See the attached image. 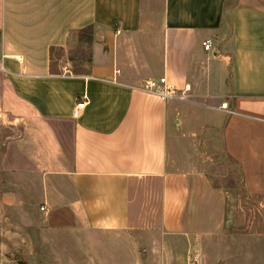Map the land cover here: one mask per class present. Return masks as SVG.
I'll use <instances>...</instances> for the list:
<instances>
[{
	"label": "crops",
	"instance_id": "crops-1",
	"mask_svg": "<svg viewBox=\"0 0 264 264\" xmlns=\"http://www.w3.org/2000/svg\"><path fill=\"white\" fill-rule=\"evenodd\" d=\"M227 1L0 0V110L19 134L2 165L12 167L11 195L25 197L42 227L87 248L98 234H124L133 186L149 180L159 184L160 224L129 264H204L212 255L264 264V234L229 223L223 188L198 168L170 169L178 99L145 89L164 76L177 89L191 83V102L221 112L223 147L247 192L264 197V0ZM87 27L82 67L72 55ZM52 48L62 50L54 59Z\"/></svg>",
	"mask_w": 264,
	"mask_h": 264
},
{
	"label": "rangeland",
	"instance_id": "rangeland-1",
	"mask_svg": "<svg viewBox=\"0 0 264 264\" xmlns=\"http://www.w3.org/2000/svg\"><path fill=\"white\" fill-rule=\"evenodd\" d=\"M146 17L147 12L144 19ZM160 29L158 23L155 26L158 40ZM83 36L86 39L88 33ZM72 56L78 65L86 67L89 61L87 42L76 49ZM209 90L217 91V84L213 83ZM202 91L207 92L206 88ZM211 99L204 98L208 102ZM9 120L0 110V264H129L125 258L129 259L133 254L132 258H137L139 250L146 253L144 250L148 247V241L158 232L156 230L160 224L161 201L157 182L144 180L133 186V228L124 234H98L94 239L96 245L93 246L94 241L88 239L87 248L73 233L42 227L40 219L27 212L25 197L11 195L18 194L10 186L11 174H7L12 167L3 166L2 159L7 151H12V147L8 146L19 134L18 130L9 127ZM220 120L221 112L216 109L191 101L177 100L171 104L169 167L172 170L198 168L204 171L213 183L228 190L227 219L233 221L234 225L238 224L241 233L264 234V197L250 195L245 190L239 168L228 161L222 130L216 125ZM5 176H9V179H5ZM219 249L218 246V252ZM204 264L226 262L212 255L210 262Z\"/></svg>",
	"mask_w": 264,
	"mask_h": 264
},
{
	"label": "built area",
	"instance_id": "built-area-1",
	"mask_svg": "<svg viewBox=\"0 0 264 264\" xmlns=\"http://www.w3.org/2000/svg\"><path fill=\"white\" fill-rule=\"evenodd\" d=\"M203 46L205 50H211L213 47L212 40L208 39L204 41ZM145 89L154 92L164 98H174L180 101H190L192 97L191 83H185V85L181 89H177L168 84L167 78L165 76L158 79L148 80L145 84ZM84 106L85 103L78 104L74 114L77 115L78 111ZM41 210L43 211L44 207H41Z\"/></svg>",
	"mask_w": 264,
	"mask_h": 264
},
{
	"label": "trees",
	"instance_id": "trees-1",
	"mask_svg": "<svg viewBox=\"0 0 264 264\" xmlns=\"http://www.w3.org/2000/svg\"><path fill=\"white\" fill-rule=\"evenodd\" d=\"M230 0H228L227 1V7L228 6H230V5H233V4H235L236 2H237V0H232L231 2H229ZM92 27H87L86 29H84V30H82L81 32H80V40L82 41V42H87V43H90L92 40H93V37H92ZM88 33V36L86 37V39H84V33ZM62 50L61 49H57V48H52L51 49V59H54L55 58V56H56V54H58L59 52H61ZM226 156H227V159H228V161L231 163V164H233V165H237V167L239 168V172H240V176H241V178H242V181H243V172H242V169H241V166L239 165V163L235 160V159H233L230 155H228L227 153H226ZM216 187H221V188H223L222 186H220L219 184H216V183H213ZM243 185H244V187H245V184H244V181H243ZM223 190L226 192V194H227V191L228 190H226L225 188H223ZM245 190H246V188H245ZM247 191V190H246Z\"/></svg>",
	"mask_w": 264,
	"mask_h": 264
},
{
	"label": "water",
	"instance_id": "water-1",
	"mask_svg": "<svg viewBox=\"0 0 264 264\" xmlns=\"http://www.w3.org/2000/svg\"><path fill=\"white\" fill-rule=\"evenodd\" d=\"M232 221H229V223H231Z\"/></svg>",
	"mask_w": 264,
	"mask_h": 264
}]
</instances>
